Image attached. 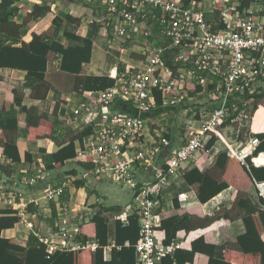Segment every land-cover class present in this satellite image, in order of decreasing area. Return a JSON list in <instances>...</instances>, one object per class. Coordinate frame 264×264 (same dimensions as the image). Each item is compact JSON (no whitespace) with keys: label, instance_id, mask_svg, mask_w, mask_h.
Wrapping results in <instances>:
<instances>
[{"label":"built area","instance_id":"obj_1","mask_svg":"<svg viewBox=\"0 0 264 264\" xmlns=\"http://www.w3.org/2000/svg\"><path fill=\"white\" fill-rule=\"evenodd\" d=\"M85 1L104 15L98 32L108 41L124 44L135 42L136 37L146 39L133 45L140 49V66L114 72L110 76L113 85L106 89L79 90L81 100L69 108L63 120L75 133L89 129L81 142H76V155L90 167L71 181H106L135 192L127 211L116 217L122 226L128 224L129 216L137 217L139 238L133 247L134 264H161L164 257H173L178 245L173 241L161 244L155 237L166 189L184 170L195 167L213 138L207 152H225L243 166L254 197L262 200L259 206L264 210V181L258 182L251 175L252 167L264 166L255 162L264 152L258 150L261 140L245 131L255 98L264 93V0H254L242 10L237 9L239 3L235 1L222 9L219 17L214 12L208 14L196 1ZM227 12L230 16L220 26ZM116 48L127 51L118 45ZM155 91L160 94L161 108L185 112L181 122L169 124L179 129L176 146L165 157L160 154L170 146L164 135L167 127L159 130L155 123L147 122L154 115ZM150 168L153 173L142 178ZM45 179L47 172L39 166L23 185L35 187ZM17 196L22 209L33 204L42 214L38 223L52 219L53 233L36 235L47 255L100 247L94 238L82 240L78 235L81 219L87 221L93 212L90 208L80 214L79 222L67 220L61 203L58 214L50 216V203L63 196L62 183L49 181L29 196L24 197L21 191ZM175 197L180 207L188 204L185 193ZM18 212L22 224L33 228L34 222ZM112 249L119 250L120 246L102 247L104 260L110 258Z\"/></svg>","mask_w":264,"mask_h":264},{"label":"trees","instance_id":"obj_2","mask_svg":"<svg viewBox=\"0 0 264 264\" xmlns=\"http://www.w3.org/2000/svg\"><path fill=\"white\" fill-rule=\"evenodd\" d=\"M58 1H61L69 8L64 19L67 24L77 27L82 17L89 16V19L92 20L91 27L94 33L98 32L99 22L104 19L102 13L73 0ZM183 1L188 4L190 1L195 0ZM236 1L239 3L237 9L242 10L254 0ZM14 4L15 0H0V34H4L7 39L19 38V29L22 25H26L33 17H39L43 12L47 13L49 11L47 6L34 4L32 10L24 16L22 23L16 24L12 21V18L17 13V7ZM229 16V12L223 15L220 26L225 25ZM62 21L57 16L52 19V23L57 26ZM63 35L66 39L65 44H61L56 40L47 42L42 35L35 34L31 35L32 38L28 43H21L20 46H12L0 41V68L25 71L26 79L29 83L32 81L36 84H43L47 54L53 52L59 54L61 57V71L79 74L82 70V65L90 61L93 44L92 38L81 37L67 30H64ZM117 68L118 71L127 70L121 62L118 63ZM113 82L112 78L105 75L84 76L77 79L75 88L80 91H99L112 86ZM187 87L191 88L192 86L187 84ZM0 88L7 89L8 86L0 81ZM11 89L13 93V105L20 106L22 103L21 96L18 95L15 89ZM197 90H200V88L197 87ZM154 96L155 109L153 113L167 110L161 108L162 100L160 94L155 91ZM9 106L10 102L7 99H4L0 104V149L1 154L11 163H17L20 161L15 144V131L17 127H26L28 130L26 139L37 142L43 139L50 140L53 137L57 121L56 118L50 121L46 115H31L30 119L25 122V115L29 113V110L22 107L23 113L15 115L10 112ZM251 113L249 126L245 131L254 134V136L261 140L258 150L264 151V132H253L257 127L264 124V93L255 98ZM63 126L64 128L66 127L64 122ZM178 129L168 124L167 132L164 135L169 140L170 146L163 148L160 154L162 157L168 156L176 146L177 138L175 133ZM88 132V128L79 133L73 131V135L68 138L66 143H63L57 151L48 155V164L43 166L47 172V178H51V172L54 170H63L64 177L77 178L90 167L89 163L77 159L76 155V142H81L82 137L88 134ZM213 142L214 138L206 144L205 150L209 149ZM39 149L42 152L46 151L45 146H40ZM24 158L26 161L31 160V156L28 153L25 154ZM228 159L230 158L227 157L226 153L221 151L216 155L213 165L223 170ZM165 168H167L166 165ZM152 173V169L150 168L143 172L142 178ZM246 174L250 178L247 172ZM251 175L258 182L264 181V167H252ZM182 178L188 185L196 186V196L202 204L229 187L227 182L219 181L208 170H203L201 167L184 170ZM74 183L78 187L87 186L86 184H88L86 181H79L77 179L74 180ZM99 183L94 180L91 184L92 186L90 185L92 190L97 189ZM103 186L106 185L104 184ZM41 187L42 185L40 186L39 183L35 187L25 188L29 189L28 193H32L38 191ZM124 192L130 201L127 204L129 205L135 196V192L133 190H125ZM176 202L178 201H175V207L178 205ZM261 203L262 200H259V204ZM234 205L242 211L241 220L245 227V232L236 238V249L225 248L224 253H222L223 249L221 247L206 243L203 237L199 236L191 241L189 250L177 249L173 257H164L161 264H191L196 254L205 255L208 258L207 264H264V241L261 238L264 232V210L252 204L246 198H237ZM92 210L91 217L79 225L78 235L82 240L94 238L100 246L95 251L78 249L69 252L58 251L53 255H47L44 251V245L36 237L30 236L26 241H22L15 238H4L0 235V264H134L133 247L139 238L137 217L135 215L129 216L126 226H122L118 219L115 221L114 244L120 246V249H113L109 260H104L102 247L107 245L108 240V229L102 216V212L105 209L100 204H94ZM182 219L179 220L178 217L171 216L160 220L158 227L155 228L157 241L161 244H169L176 237L177 231L182 229L179 226H182L181 222L184 219L186 220L187 216H183ZM17 221L18 218L12 210H0V232L3 229L13 228ZM126 242L128 246L125 245Z\"/></svg>","mask_w":264,"mask_h":264},{"label":"crops","instance_id":"obj_3","mask_svg":"<svg viewBox=\"0 0 264 264\" xmlns=\"http://www.w3.org/2000/svg\"><path fill=\"white\" fill-rule=\"evenodd\" d=\"M73 1L95 9L92 4H88L85 0ZM195 1L200 2L203 8H208L205 7V3H203L206 2V0ZM219 1H221V4L217 6L216 9H209L208 14L212 12L218 14L223 8L234 4L236 0ZM34 4L47 6L49 11L47 13L43 12L39 17H33L26 25H22L19 29V38L7 39L4 34H0L1 42L12 46H20L21 43H28L32 38L31 35L35 34L42 35L47 42L56 40L61 44H65L66 39L63 35L64 30L72 31L81 37H90L92 27L91 24H89V16L82 17L77 27L67 24L64 19L69 8L58 0H15L14 5L17 7V13L12 18V21L16 24H21L24 16L32 10ZM56 16L63 20L60 22L59 26L52 23V19ZM98 37H100V39ZM95 39L92 38L93 44L90 61L82 65V70L77 75L61 71V57L59 54L53 52L47 54V65L43 84H36L32 81L29 83L26 79L25 71L0 68V81L9 88H0V104L4 99L9 100V110L15 115H21L23 113L21 108L25 107L29 110V113L25 115V122L30 119L31 115H46L50 121H53L55 118L57 121L53 137L50 140L43 139L37 142L28 141L26 139L28 132L26 127H17L15 131V144L20 156V161L17 163H11L1 154L0 149V210H12L18 218L13 228L3 229L0 232V235L4 238H15L17 240L26 241L30 236H50L53 233L50 228L53 222L52 219H45L44 224L38 223L37 220L41 219L42 214L33 204H29L26 209H22L19 205L20 198L17 196V192H23L24 197L26 195L29 196V189L25 188L23 183L34 174L35 169L39 166H46L48 164V155L57 151L60 145L68 141L69 136L66 134H69L71 131L66 127L63 128V120L69 108L81 100L79 90L75 88L77 79L84 76H113L114 72L118 70L117 66L119 62L124 64V68L127 70L132 69L134 66L141 65L142 55L139 51H137L138 53H134L133 51L130 53L137 54L139 59L128 56V50H119L115 47H109V45L106 51L104 48V39H106V43L109 42L108 39L99 34V32L95 34ZM94 45L97 46L100 52L98 53L93 71L91 63L94 60H92ZM108 48L109 50L116 49L120 54H118L117 57L110 56ZM100 53H102L103 56L105 55V57L102 58L103 56H101ZM11 88L15 89L18 95L21 96L22 103L20 106L13 105V93L11 92ZM262 125L263 126L257 127L253 132H264V124ZM70 134L72 135L73 133ZM175 134L177 138V133ZM40 146H45L46 151H40ZM26 153L31 156L30 161L25 160L24 157ZM216 155H214L212 151L207 152V150H204L195 161V167H201L204 162H206L207 165H211ZM203 157H206V159L203 160L204 162L201 160ZM199 160H201V162H198ZM50 177V179L47 178L48 180L45 179L46 181L40 182V186L45 185L49 181L56 182L58 185L62 183L63 185V196L58 199L59 202H57V200L50 203V216L53 217L58 214V204L60 205L61 203L64 206L63 214L67 213V220L70 222H79L80 220L78 218L82 212L89 208L92 210L94 204H100L105 209L102 212V216L104 217L108 229L107 244L109 246L114 244L116 217L127 211L126 205L130 202L125 192H122L123 194L119 196L113 195L111 193L113 186L111 185L98 186L97 189L92 190L91 184L94 181L93 179L85 180L88 183L86 184L87 186L78 187L71 181V178L64 177L63 170L52 171ZM99 182L102 183V181ZM247 188V192L251 195L252 199L259 204V201L254 197L252 192L251 181L250 186H247ZM228 190L229 187L202 204L197 199L196 186L188 185L182 176L166 189L167 195L163 201L164 205L159 215V221L171 216H176L179 220H183L182 217L187 216V219L181 222L182 226H179V228L182 229L177 231L176 237L172 240L178 245L177 249L189 250L191 241L199 236L203 237L204 242L221 247L223 249L222 253H224L225 248H237L235 245L236 238L245 232V227L241 220V215L243 213L234 205V196L228 194ZM178 193L186 194L188 204L185 205V207H180L178 202H176L178 205L175 207V201H177L175 196ZM22 200L23 202L25 201L24 198H22ZM221 210H223V212L218 216L219 221H212V217H215L216 213ZM18 211L22 213V217L25 220L34 222L33 228H27L22 224L21 217L17 214L19 213ZM45 212H48V209L45 210L44 213ZM91 215L85 220H88ZM81 220L84 221L83 219ZM261 238L264 241V232ZM207 261L208 258L205 255L196 254L191 264H207Z\"/></svg>","mask_w":264,"mask_h":264},{"label":"rangeland","instance_id":"obj_4","mask_svg":"<svg viewBox=\"0 0 264 264\" xmlns=\"http://www.w3.org/2000/svg\"><path fill=\"white\" fill-rule=\"evenodd\" d=\"M235 1V0H234ZM204 6L208 7L205 8L206 12L209 13V9H215L217 8V6H219L221 4V1L219 0H206V2ZM194 9H197V6L194 4L193 5ZM224 9V8H223ZM219 13L216 15V17H219ZM90 37L95 39V34H94V30L92 28L91 32H90ZM100 39V37H98ZM96 40V39H95ZM103 40V39H101ZM146 39L143 37H136L135 42H129L127 41L126 43H113L112 41H109L108 43H106V39H104V48L107 51V47L108 45L110 47L114 46L116 48V46L118 45L121 48H126L129 53L128 56L139 59V56L137 54H130L132 51L134 53H138L137 51L140 52V49L133 47L134 43H137L138 45L145 41ZM93 56H95V58L92 57L93 62L91 63V67L92 70L94 71V64L96 62V59L98 57V53L100 52L97 48L96 45L93 46ZM104 51V50H103ZM108 51H110V56H114L117 57L119 51L116 49H110L108 48ZM101 56H103L102 53H100ZM105 55L102 57L104 58ZM113 58V57H111ZM70 74V73H69ZM204 96H207V94H205ZM174 112H176V117L174 118ZM182 113H185L184 110H178V111H172L170 109H167L165 111H159L157 113H155L153 116H149L147 119V122L152 124L155 123V125L157 126V128L163 129V127H168V124H170L172 121H176V122H181L182 119ZM157 115V116H155ZM155 125H151V128H155ZM64 128V126H63ZM71 131V130H70ZM70 133H73V131H71ZM69 133V134H70ZM69 134H66L67 136L70 137ZM73 135V134H72ZM206 157H203L201 160L202 162H204L203 160H205ZM201 160H199L198 162H201ZM215 162V161H214ZM214 162L211 165H207L206 162L202 163L201 168L203 170H208V172L215 177L216 179H218L219 181H225L227 182L230 186H229V190H228V194H232V196H234V202L237 198H246L247 200H249L250 202L257 204V206H259V204L257 202H255L251 195L247 192L248 188L247 186H250V180L246 174V172L243 170V166H241L239 163H237L236 161L232 160V159H228L225 165V168L223 170L218 169L216 167H214ZM106 181H102V183H99V186H102L104 184L110 185V183ZM113 186V189H111V193L113 195L119 196L120 194H123L124 191L123 189H120L119 187L115 186V185H111ZM123 192V193H122ZM223 200V199H222ZM210 206V205H209ZM260 207V206H259ZM122 208V207H121ZM223 212V210L219 211L216 213L215 217H212V221L218 222V216L221 215ZM115 216V215H114Z\"/></svg>","mask_w":264,"mask_h":264},{"label":"bare ground","instance_id":"obj_5","mask_svg":"<svg viewBox=\"0 0 264 264\" xmlns=\"http://www.w3.org/2000/svg\"><path fill=\"white\" fill-rule=\"evenodd\" d=\"M222 8V7H221ZM216 9V8H215ZM264 161V159L263 158H258V159H256L255 160V162H256V164H263L262 162Z\"/></svg>","mask_w":264,"mask_h":264},{"label":"water","instance_id":"obj_6","mask_svg":"<svg viewBox=\"0 0 264 264\" xmlns=\"http://www.w3.org/2000/svg\"><path fill=\"white\" fill-rule=\"evenodd\" d=\"M260 158H263L264 159V155H261ZM262 163H264V161Z\"/></svg>","mask_w":264,"mask_h":264}]
</instances>
